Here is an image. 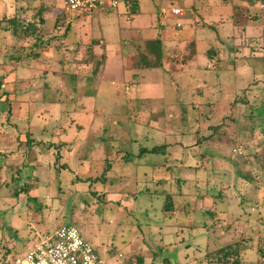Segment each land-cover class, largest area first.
<instances>
[{
	"label": "rangeland",
	"instance_id": "374dc122",
	"mask_svg": "<svg viewBox=\"0 0 264 264\" xmlns=\"http://www.w3.org/2000/svg\"><path fill=\"white\" fill-rule=\"evenodd\" d=\"M204 1L192 0L198 6ZM206 1L217 5L220 0ZM254 1L259 11L264 8L259 0ZM25 4V0H0V17L13 15L17 7ZM28 4L31 7L40 3ZM161 4L166 9L162 11L163 16L171 7H189L187 0H138L140 14L135 13L131 20L127 18L131 13L125 12L123 4L116 10L92 11L82 16L87 20L79 22L77 38L69 36L70 29L65 35L66 22L60 17L61 29L58 27L47 37L54 43L69 36L68 43L77 46L76 50L65 56L49 48L35 62L23 67L8 59L14 40L8 32L0 30V74L7 73L0 90L11 92L6 98L8 108H0V256L8 255L6 261L14 253L27 250L35 232L71 223L100 256L112 263L119 260V254L133 264L138 258H141L140 264H167L162 260L164 257L172 264L206 263V251L242 240L249 249L242 255V264H264L261 254L264 253V112L258 110L250 115L248 105H228L242 95L250 103L260 99L253 97V93H244L264 80L262 72L256 74L259 62L253 60V64L248 59L255 68L253 76L249 62H244L238 70L233 68V57L263 53L264 16H258V24H252L247 22L249 16L242 17L245 8H236L229 15L231 25L224 27L219 33L221 40L216 43L219 35L211 27L218 28L219 23L211 24L205 17L206 11L202 16L195 13L187 23L193 31L190 35L189 30L178 28L168 13L169 28L177 36H186L182 45L165 41V52L183 58L193 48L194 54L196 49L203 50L196 62L197 71L210 72H205L203 77L199 75L200 79L189 85L185 67L188 61L185 65L176 64L170 75H163L162 84L158 81L159 84L146 85L151 88L142 95L139 84L142 82L143 88V80L156 82L161 71L137 69L144 70L140 76L137 73L141 71L131 69L139 66V52L144 50L146 39L153 35L124 38L123 46L127 45L130 55L126 70L122 68L124 54L118 52L113 38L119 28L135 24L140 17L146 22L155 17L153 24L157 25L160 16L153 12ZM62 5L63 0H56V10L45 11V17L53 19L52 15L62 12ZM219 8L212 7V11ZM221 10L225 13L229 9L225 6ZM31 13L28 10L25 16ZM100 32L110 38L102 45L106 55L92 52L94 41L90 43V40L101 36ZM167 37L164 35L165 40ZM202 39L205 42L201 47L196 40ZM212 45L219 46L225 69L237 70L234 81L223 80L222 68L215 67L212 59L206 57V50ZM66 58L68 62L64 64L62 60ZM64 65L69 68L68 72ZM72 82L76 85L75 102H70L74 97L71 96ZM44 83L47 87L43 88ZM226 85L228 88L222 89ZM170 86L171 92L165 93L164 87ZM217 125L221 129L213 132ZM51 126L59 133L60 140L72 141V147H68V153L57 155L58 162L65 163V168L59 171L55 170V150L45 151L43 164L50 171L43 184L41 179L36 183L32 195L36 194L38 199L32 198L26 208V198L13 197L14 186L5 182L16 174L17 167L23 166L27 156L34 160L36 153L43 154L42 149L45 150L43 146L33 147L28 153L26 134L29 132L31 138L39 141L45 135L44 128ZM225 129L228 134H224ZM208 134L200 149L199 136ZM161 145L165 146L163 154L141 151ZM203 151L205 169L196 162ZM85 156L87 161L78 163L77 167L76 160H84ZM169 166L171 169L167 170ZM238 167L249 174L248 181L236 177ZM26 174L33 176L31 168L27 167ZM24 181L23 178L19 185ZM29 181L34 184V179ZM178 181H181V190L191 194L195 212L179 215L176 210L170 216H162L163 195L154 191H162L164 187L174 192ZM219 190L223 197L213 199ZM197 195L203 198L195 200ZM209 209L215 211L214 217L201 213ZM21 225L19 233L13 234L12 229ZM159 248L161 256L153 257Z\"/></svg>",
	"mask_w": 264,
	"mask_h": 264
},
{
	"label": "trees",
	"instance_id": "16d2710c",
	"mask_svg": "<svg viewBox=\"0 0 264 264\" xmlns=\"http://www.w3.org/2000/svg\"><path fill=\"white\" fill-rule=\"evenodd\" d=\"M16 1H18V0H16ZM25 1L27 2V4H25L24 7L23 6L17 7V10H16V12H14L13 15L6 16V17L4 16L2 18L0 17V30L8 32L9 36L14 40V42L10 45L11 53L8 55V59H12L11 61L17 62L16 63L17 66L19 65V66L23 67L26 64L35 62L36 59H38L42 56L44 50H46V49L48 50L49 48H50V50L52 48V51H53V49H56L57 52L60 51V55H65V56L70 51H71L70 53L74 52V49L76 50V46L75 47L72 46V48H70L71 46H67V44H69V43H67L65 41L66 38H64L63 40H61V38H59L58 41H54V43L56 42L58 45H54V43L49 39V37H47L48 34L54 33L55 31H57L58 27H60V24L58 25L59 20L57 17H54L53 19H47L44 15V13H46V12L52 10L54 7H56V0H33L32 1L33 3L37 2L40 4H38V5L36 4V5L31 6V7H29V4H28L31 1L30 0H25ZM244 1H246L245 5H241V4L240 5H233L234 8H238L240 10H243V8H245L244 9L245 13H243L244 16H242V17L246 18V16H249L248 17L249 19L247 22H251L252 24H256V23L258 24V21H257V20H259L258 16H264V8L259 11L257 8H255V5L257 3L256 1H254V0H244ZM259 1L261 2V4L264 7V0H259ZM137 5H138V0H130V10H131L132 14L136 13ZM28 10H31L32 13L30 14V16L27 17V16H25V12H28ZM107 10H113V9H107ZM91 12L76 13L75 17L84 16V15L89 14ZM250 13H253L254 15L250 16ZM61 17L65 20V13L63 11L61 13ZM250 18H251V20H250ZM59 19H60V17H59ZM70 22L67 21L66 24H64L65 25L64 26L65 35H66V32L69 31V29L71 27ZM181 27H182V24L178 28H181ZM263 49H264V46H263ZM218 50L212 46V48H210V49L208 48L206 50V53H207V57L209 59H212L210 61L212 62V64L215 65V67H217V68L221 67L222 68L221 69V77L223 80L234 81L238 68L240 66H242V64L244 62H249L248 61L249 58L252 59V63H253V60H256L257 62H259L258 67L256 68V70H257L256 74H259V71H260L264 75V51L260 55H257L256 53L252 54V56L240 55V56L236 57L234 55L233 66L234 65L235 66L233 68H237V70L234 71L233 69L232 70L225 69V63H224L223 59L219 58ZM194 51H195V48H193V50H190L187 57L180 58L178 56V54L177 55L176 54H174V55L167 54L164 50L163 43L159 38L149 39V40L145 41L144 50L141 52L138 51L140 54V56L138 58V61H139L138 69H160L162 76L163 75H170L171 71H173L174 66H176V64H181V65L185 64L191 58V55L193 54ZM23 60H25L24 63H22ZM67 60L68 59L66 58L62 61L65 64L66 62H68ZM249 63L251 64V61ZM88 64L91 65L93 63L89 62ZM87 65L85 63V66H87ZM26 66H29V65H26ZM85 66H83V67H85ZM64 67L66 69V72H68L69 68L67 67V65H64ZM251 67H252V73L254 76L255 68L253 67L252 64H251ZM1 68H2V66H0V70H2ZM93 71L96 72V68H94ZM13 73H15V70L13 71ZM69 75H72V74H69ZM199 75H202V73H198V76ZM14 76L15 75L13 74V77ZM11 77H12V75H11ZM4 78H6V80H7V73L0 74V88L2 86L1 81H3ZM236 78H237V76H236ZM163 80L165 81V78ZM224 82H223V84H224ZM72 83H73L72 84V90H73V92H75V83L74 82H72ZM259 83L262 85V87H261V85H259ZM255 85L257 86L256 88L249 89V90L245 89L244 93H247V94L249 92H250V94L253 93V97H256V99L260 98L258 102H254V103L251 102L250 103L248 101V99L246 98V96L242 95L238 99H234L232 102H229L228 103L229 107L235 106V104L239 103L240 105H248V108H249L248 110L250 111V115H253V114L255 115L256 113L259 112L258 110H260V111L262 110L264 112V80L256 83ZM45 86L47 87L46 83H44L43 88ZM164 88H165L164 89L165 93L171 92L170 91L171 86L170 87H164ZM167 88H170V89L167 90ZM227 88H228L227 85L225 87L222 86V89H224V90H226ZM181 90L182 89L179 88V91H181ZM0 92H1L0 93V108L1 109H5L6 107L8 108V105L6 103V98H7V95L10 94L11 92L9 90H5V89H2V91L0 90ZM178 97H179V95H178ZM75 100H76V97H71L70 102H75ZM183 109L186 110L184 106H183ZM53 126L44 128V130H46L47 133L45 132L44 137L40 136L39 141H37L34 138H31L30 137L31 135L28 132L26 134L25 146L27 147L28 153L32 150L33 147L42 148L41 146H43L45 148V150L42 149L44 152L47 150L49 151L51 148H52V150H51L52 152H54V150H55V157L57 159V166H58L57 167L58 169H55V170L59 171V170H61L60 169L61 166L63 168H65L64 167L65 164L58 162V156L57 155L65 154V152H67L68 147L69 148L72 147V145H71L72 143H70V142L67 143L66 141L60 140L59 139V133H55L56 130H55V128H53ZM220 127H221L220 125H217L216 127H214L212 129L213 132H215V129L220 128ZM223 132H224V134H228V131L226 129ZM52 138L58 139V141L57 142L52 141L51 140ZM207 138H209V134L205 135V136H202V135L199 136V139L197 141V145L200 147V149H203L205 139H207ZM164 148H165V146L161 145V146L152 147L150 149H142L141 151L147 152V153H162L163 154ZM203 152L198 155V158L196 161V162H199V166L202 164L203 167H201V169H205L204 167H205V162H206L205 161L206 158L204 156H202L205 154V151H203ZM210 158H211V156H210ZM32 160L33 159L30 160V159L26 158L22 164L23 166L16 168V174H13L10 176V181L5 182L6 185L12 184L14 186L13 197L20 199L22 196H24L26 198V204H27L26 208L28 207V205L29 206L31 205L30 201L32 198L35 200L38 199L36 195L35 196L32 195V191H30V190L35 188V185L39 179H41V182H43V179L45 180V178L47 177V176L42 177L40 174H38V173H40L41 167H40V165L38 166L36 164H33ZM58 163H59V165H58ZM236 166H240V164L236 165ZM27 167L31 168V173H33V176L26 174ZM1 169L2 168H0V171H1ZM6 169H8V167L5 168V170ZM170 169H171L170 166L167 167V170H170ZM5 170H4V172H5ZM235 173H236V177L241 178L243 181H248L250 178L249 174L246 171L241 170V167H238V169ZM23 178L25 179L24 183H21V185H19V183L21 182V180ZM30 179H34V184L32 183L33 185L30 183V181H29ZM159 182L161 184L163 183L162 181H159ZM0 186H1V183H0ZM181 187H182L181 181L180 182L178 181L177 189H175L174 192H169L166 189H164V187L162 188V191H157V190L154 191V193L160 194V196L163 195V205L160 208V212H161L162 216H164V215L170 216L176 210L179 212V215H181L183 213H188V212L194 214L195 211H194L193 203L195 204V202H194V200L190 199L191 194L183 192L181 190ZM207 192L210 193L209 190H207L206 193ZM222 197H223L222 190H219L216 195L212 196V198L216 199V200L221 199ZM201 198H203L202 195H197L195 200H198ZM214 212L215 211L210 210V209L207 211H201L202 214H207V216H209V217H214L215 216ZM62 225H73V224L70 223V224H62ZM62 225H59V226H62ZM56 227H58V226H56ZM12 232H13V234H17V232L19 233V230L16 228H13ZM34 234L35 235L33 237H31L32 240L36 236V232ZM28 240H29V237H28ZM243 242H245V241L237 240L234 243L231 242V243L223 244L220 247L213 249L212 251H206L205 258H206L207 262L206 263H199L198 262V264H242L243 263L242 255H244L246 253V251L249 250V249H247V247L244 245ZM161 252H162V250L160 248L156 249L153 252V254H154L153 257H156L158 255L161 256ZM17 253H14L13 255H11V257H14L15 255H18L22 252H20L18 254ZM261 254H262V256H264L263 252H261ZM119 255H121V254H119ZM119 255H118L119 260H117V262L121 261V264L125 263V262L128 264H133L131 260L125 261L123 259V256L121 255V257H119ZM7 256L8 255H5L4 257L0 256V264H7V261H6ZM162 260L164 263L172 264L171 260L167 259L166 257L162 258ZM140 263H141V258H138L137 263H134V264H140Z\"/></svg>",
	"mask_w": 264,
	"mask_h": 264
},
{
	"label": "crops",
	"instance_id": "0c3cea01",
	"mask_svg": "<svg viewBox=\"0 0 264 264\" xmlns=\"http://www.w3.org/2000/svg\"><path fill=\"white\" fill-rule=\"evenodd\" d=\"M30 1H33V0H30ZM122 4L125 6V9H126L125 12L126 13L128 12V14H130L131 13V10H130V0H120L119 6L122 5ZM237 4L240 5V4H245V3H243L242 0H220L217 5H211L210 2L208 3V1L205 0L203 2L202 6H198V5H195L192 2V0H187V5L189 6L187 9H185L183 7H180V6H174V7H180V8H182L185 11V15L183 17L179 18V19H176L174 17H172V18L170 17V18L171 19H175V22H181L182 26L184 25L181 28L182 29L185 28V29L189 30V34L188 35H190V34H193V31L191 30V28L189 27V25L187 23H189L191 21V19L195 17L196 14L199 13L202 16V13L204 11H206L205 12V14H206L205 17H207L209 20H211L210 21L211 24L212 23L216 24L217 22L219 23L218 24L219 25L218 28L217 27L216 28H214V27L211 28L212 31H214V32L216 31L217 34L219 35V37H216V43H218L221 40V36H220L219 33H221L223 31L224 27H228L229 25H231V23H230L231 18H229L230 17L229 15H232L233 12L236 10V8H234L233 5H237ZM210 6H212L214 8H215V6L216 7H220V8L218 10L212 11V7L210 8ZM225 6L228 7V9L230 11L227 10L224 13L225 10H221V8L222 7L225 8ZM174 7H171V8H174ZM201 7H203L202 10H201ZM55 8L56 7H54L53 9H55ZM61 8H62L61 11H63V5H62ZM117 8H115V10ZM170 9H169V11H170ZM100 11H102V10H100ZM162 11L163 12L166 11V9H164V5L163 4H161V6L153 12V14L156 12V14L158 13V15L160 16V19L157 20L158 21V24L157 25L156 24L155 25L153 24L154 23V20L156 19L155 17L150 22H146V20H142L141 17H140L138 20H136L135 24H131V26H122L121 28L118 29V35L113 38L114 39L113 40V43H116V45H117L116 46V49H118V52H120L121 54H124L123 59H122V63H123L122 68H125V70L128 68V65L127 64L129 62L130 55L127 53V49H126L127 45L123 46V42L122 41L124 40V38H129L130 40H132L131 39L132 37H139L140 38L141 34H148V35H151L152 34L153 37H149L146 40L159 38L162 41L163 46H164V42L165 41H168V40H169V43L170 44H173V45H177V44L182 45L183 43H185L184 40H185V36L186 35L177 36L176 34H174L173 29L172 28H169L170 26L166 24V22L168 20L167 18H169L168 17L169 16L168 15L169 11H167V14H164V16H163ZM61 13L58 14V15H52V18L57 17L58 20H59V17H61ZM136 14L137 15L140 14L139 13V5H137ZM189 14H191V16ZM132 15L134 16L135 14H132L131 13L130 15H127L128 20H131ZM83 18H85V17H82V16L75 17V13H65V20L64 21L65 22H67V21L70 22L71 21L70 22L71 23V27H70V31H69V34H70L69 36L70 37L71 36L72 37H75V38L78 37V34L79 33L76 32V30L78 28L77 26H78L79 22L82 21V22L86 23V20H87V18H85V19H83ZM221 19H224V23H221ZM168 21L170 22V20H168ZM59 23H61L60 20H59ZM89 27H90L89 30H90V35H91L92 34L91 33L92 32V29H91V26H89ZM59 28L61 29V26ZM142 29H143V31H141ZM215 29H217V30H215ZM64 31H65V28H64ZM100 34H101V32H100ZM113 34L116 35V31ZM105 35H106L105 37L102 36V34H101V36L98 35V37L95 38V39H92L91 38L90 43H92V41H94V45L92 47V52H93L94 55L101 54V53H104V55H106L105 54V49H103V46L102 45H104V46L106 45V40H107V38H109V36H108L107 33ZM164 35L165 36H168L167 37V40H165L166 37L164 38ZM69 36H67L66 37V40H65L67 43L69 42ZM204 42H205V39L200 40V42L196 40V44L197 45L200 44L201 47L203 46V43ZM69 46H71L70 48H72V45L69 44ZM212 46L215 47L217 50L219 49L218 50V56H219V58L222 59V57H221V50H220L219 46H216V45H212ZM87 48H89V50H91V47H87ZM164 50H165V46H164ZM202 52H204V51L203 50L200 51V50H197L196 49L195 54L193 53L191 55V58L188 60L187 64L186 65L184 64L185 67L187 68L188 74H189V83H190L189 85H191L193 81H196V80H199L200 79V77L198 78V73H202L201 77H203V75H204L205 72L206 73L207 72H210V71H204V70H198L197 71V64H196V62L198 61L199 54L202 53ZM206 57H207V54H206ZM178 65L179 64H177V66ZM76 66H78V65H74V67H76ZM137 69H138V67L131 69V71H141L140 73H137V74H139L141 76V74L143 73L144 70H137ZM190 76H192V77H190ZM137 81H141V79H139ZM158 81H160L161 84H162V81H163L162 73H160V76H159V78H157L156 82H150V81L143 80V83H144L143 84V88H142V85H141L142 82L138 86V87L141 88V91L143 90L142 95H144L145 90L150 89L151 86L156 85V84H159ZM146 85H151V86H146ZM75 88H76V85H75ZM187 88H188V86H187ZM71 90H72V88H71ZM73 95H74V97H76L77 94L75 95V92H73L72 93V96ZM83 96L85 98V94ZM88 97H90V96H88ZM142 97H146V96H142ZM66 142H72V141H66ZM46 152H49V151L47 150ZM46 152L43 151V154L42 153H40V154L36 153V155H35L36 158L34 160H32L33 161L32 162L33 164H36L38 166L40 165L41 170H40V173H38V174H40L42 177H46L47 176V172L49 173V171H50V167H46V165L43 164V162H46V160L43 159L45 157L44 154ZM91 154H94V151L91 152ZM86 156H87V154H86ZM86 156L84 157V160H80V161L79 160H76L77 163H75V164H77V167H78V163L84 164L83 162L87 161V157ZM55 166H56L55 169H58L57 168L58 167L57 164ZM64 167H65V165H64ZM62 168L63 167L61 166L60 169H62ZM43 182H44V179H43ZM43 182H42V184H43ZM35 188L32 190V194H33V191L35 192ZM46 224H47V222H46ZM15 228L20 231V229H22V225L21 226H18V227H15Z\"/></svg>",
	"mask_w": 264,
	"mask_h": 264
},
{
	"label": "built area",
	"instance_id": "2783aa9c",
	"mask_svg": "<svg viewBox=\"0 0 264 264\" xmlns=\"http://www.w3.org/2000/svg\"><path fill=\"white\" fill-rule=\"evenodd\" d=\"M119 3L120 0H63V12L76 14L115 9ZM169 13L176 19L185 15L180 7L171 8ZM180 25L181 22H176L177 27ZM7 264H121V261L112 263L106 260L76 226L62 225L36 232L30 247L11 257Z\"/></svg>",
	"mask_w": 264,
	"mask_h": 264
}]
</instances>
